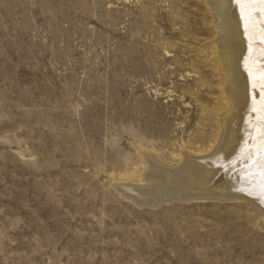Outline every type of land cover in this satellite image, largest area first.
<instances>
[{"label": "rangeland", "instance_id": "rangeland-1", "mask_svg": "<svg viewBox=\"0 0 264 264\" xmlns=\"http://www.w3.org/2000/svg\"><path fill=\"white\" fill-rule=\"evenodd\" d=\"M73 1L0 0V264H264L257 205L140 207L114 184L141 166L135 145L143 141L200 146L201 133L216 137L225 98L205 9L197 0H88L92 20L79 21L84 9ZM171 11L183 21L172 27L175 37L162 31L164 41L204 85L179 76L160 87L158 74L139 71L140 49L156 50L154 20ZM174 83L184 86L170 97L180 103L175 108L158 95ZM140 99L168 105L175 130L141 138L120 107L133 111ZM164 151L167 158L174 152Z\"/></svg>", "mask_w": 264, "mask_h": 264}, {"label": "bare ground", "instance_id": "bare-ground-1", "mask_svg": "<svg viewBox=\"0 0 264 264\" xmlns=\"http://www.w3.org/2000/svg\"><path fill=\"white\" fill-rule=\"evenodd\" d=\"M73 3L79 9H84L75 14L76 19L92 20L89 12L93 7L88 0H74ZM199 3L205 9V24L208 26L207 32L211 33L212 68L219 72L223 80L225 103L221 111L224 112L221 119L215 122L218 129L216 137L208 140L201 133L196 142L200 146H195L194 142H171L165 146L174 151L169 158L165 156V147H157L152 142L150 144L143 141L135 145L141 166L132 170L128 168L114 184L128 200L140 207H156L173 201L243 200L257 205L264 211V191L260 190L261 177L258 166L253 162L257 155L264 153L257 152L256 130L249 123H255L252 106L253 97L258 96V89H253L249 75V36L254 30L249 26L246 31L240 9L234 0H197V4ZM154 21L152 30L156 35V50L145 46L140 49V73L158 74L156 82L160 87H165L170 80L179 76L186 79V84L204 85L202 80L196 78L199 72L194 65L187 71L186 66L180 63L176 56L171 55L174 51L173 44L164 41L162 31L170 38L175 37L179 30L172 27L183 21L181 17L171 11L166 19ZM140 24L144 28L150 24V16L145 7L141 11ZM161 52L166 56L162 60L159 58ZM171 60L174 67L164 71L163 64ZM174 84L173 91L158 89V95L167 94L170 98L174 96V92L184 90L183 85ZM183 94L186 95V92ZM169 101L174 108L180 105L177 99L170 98ZM111 106L116 108L117 102H112ZM120 107L125 121L139 125L141 138L149 137L148 135L161 138L168 131L175 130L170 123L171 117L166 113L167 108H170L168 105H160L159 102L146 103V100L140 99L133 111L125 106ZM182 109L185 110V107ZM176 118L179 117L176 115ZM180 132L184 134L186 129L183 128ZM175 137L177 136H173L174 139Z\"/></svg>", "mask_w": 264, "mask_h": 264}, {"label": "snow or ice", "instance_id": "snow-or-ice-1", "mask_svg": "<svg viewBox=\"0 0 264 264\" xmlns=\"http://www.w3.org/2000/svg\"><path fill=\"white\" fill-rule=\"evenodd\" d=\"M234 2L240 9L246 31L249 26L254 30L249 36V62L251 64L249 75L253 89H258V96L253 97L252 113L255 116V123L252 124L251 121L249 123L256 130L257 152L264 153V0H234ZM251 139L250 132L249 140ZM253 162L258 166V173L261 177L260 190L264 191V155H257Z\"/></svg>", "mask_w": 264, "mask_h": 264}]
</instances>
